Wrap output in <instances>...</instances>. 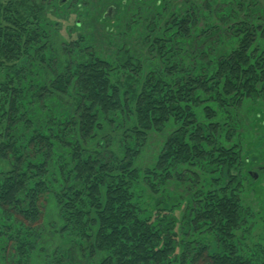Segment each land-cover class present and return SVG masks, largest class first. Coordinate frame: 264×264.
<instances>
[{"label": "trees", "instance_id": "obj_1", "mask_svg": "<svg viewBox=\"0 0 264 264\" xmlns=\"http://www.w3.org/2000/svg\"><path fill=\"white\" fill-rule=\"evenodd\" d=\"M227 1L229 4L224 12L229 16L223 21L232 25L231 41L235 47L229 46L231 54L216 63L214 75L207 77L200 86L210 95L213 93L224 112L230 115L229 106H226L228 102L224 98H232L237 105L244 101L255 103L264 98V50L259 52L254 48L253 37L257 26L253 19H256L257 1ZM19 7L16 0H7L5 4L0 2V75H3L0 78V117L3 116L1 126L4 124L2 130L5 132L2 138L7 139L1 141L0 156L9 163L8 155H16L10 169L0 171V213L12 217L11 209H21L28 205L27 213L35 222L38 220L39 194L48 187L38 175H44L47 171L49 151L44 153V161L39 165L23 164L22 153L17 152L18 139L9 137L11 134L7 129L17 122L24 126L26 123L27 127L31 125L25 113L20 112L21 108L26 109L21 106L24 103L23 83L27 78L25 72L28 67L34 69V73L41 71L40 63L46 61V57H51L54 47L49 44L52 34L50 29L56 28L46 25L42 21V14L38 16L42 10L27 19L21 15ZM237 8H240L238 12ZM103 16L106 17L104 13ZM176 21L172 25H176L174 27L179 32L180 24ZM191 23H194L193 20ZM183 28L187 29L188 25ZM69 29L65 27L64 31L68 32ZM169 29L165 31L171 36L168 39L171 41L174 36ZM74 40L75 50L79 48L84 53L88 51L89 44H85L84 38L77 37ZM145 41L150 50L156 46L154 42L158 43L151 42L147 36ZM158 44L160 51L166 48L165 52H169L172 48L170 43ZM128 53L124 47L114 61L91 51L77 57L67 56L64 82L71 85L73 80L75 83L79 81L78 92L84 102L83 126L79 127L82 140L86 141L89 133H92L93 123L101 124L99 137H113L115 133L112 132L115 131L118 140L116 147L106 152L107 159L103 161L93 162L87 154L91 151L87 148L84 155L76 149L70 164L75 177H78V183L69 184L68 188H63L56 196L63 207L60 216L65 222L64 230L74 227V224V229L79 234L81 232L83 239L82 242L78 241V247L88 248L89 253L99 259L98 264H172L173 257L181 256L176 249L171 250L178 236L176 227L173 224L167 226L161 221V216L172 221L170 212H163L164 209L157 206V212L148 213L139 201V185L143 175L134 164V154L124 139L132 135V143L140 147L146 133L169 116L174 130L168 135L162 154L156 160V165L164 172L163 175L156 174L159 177L157 182L168 181L179 165H184L182 167L186 169L189 164L196 163L203 164L204 170L200 169L203 175L207 173L212 176L203 191H189V202H195L198 206V212H194L196 216L197 213L202 215L200 222H204L207 227L211 225L212 238L219 241L218 251L207 254L198 250L191 255L190 262L205 253L203 264H264V246L254 241L258 234H254V237L242 236L237 226L244 215L248 214L237 199V191L242 186L238 177L239 150L224 143L209 145L211 140L201 135L202 126L188 122L194 121L196 109L192 107L194 103L190 97V88L186 87L181 75L168 70L160 71L156 66L153 68L155 72L147 70L142 76L138 90L128 88L121 91L119 86L122 82L117 79V75L121 77L122 74L133 73L135 59ZM72 60L74 66L69 75L68 67ZM57 76V84L60 85L63 77L60 79ZM125 79L131 78L126 76ZM98 117L106 119L105 123L96 122ZM118 117H121V121L117 120ZM128 120L130 122L126 124L127 127L123 131L119 130L124 126L121 123ZM30 141L35 151H42L43 145L46 149L51 147L40 135ZM98 143L94 142V147ZM30 170L38 176L34 179H40V186L35 185L37 180L28 184ZM150 177L155 178V174ZM16 217L22 224L30 225L25 223V218ZM5 226L9 228L7 224ZM2 230L0 225V236Z\"/></svg>", "mask_w": 264, "mask_h": 264}, {"label": "rangeland", "instance_id": "obj_2", "mask_svg": "<svg viewBox=\"0 0 264 264\" xmlns=\"http://www.w3.org/2000/svg\"><path fill=\"white\" fill-rule=\"evenodd\" d=\"M16 1L24 18L28 19L42 10L41 13L38 12V16L42 14V21L49 27L56 28L50 29L52 34L49 44L54 47L51 57H46V61L40 63L41 71L34 73L35 70L28 67L25 72L27 78L23 83L24 103L21 106L26 109L21 108L20 112L25 113L31 125L27 127L26 123L24 126L17 122L9 125L12 127L7 129L11 134L9 137L18 139L17 152L22 153L23 164L39 165L44 161V153L49 151L47 171L44 170V175H38L48 187L39 194L37 221L33 222L32 216L28 215V205L21 209H11L12 217L0 213V225L3 229L0 236V264L99 263V259L90 254L88 248L78 247V241L82 242L83 239L81 232L79 234L74 229V224V227L64 230L65 222L60 216L63 207L56 196L63 188H68L69 184L78 183V177H75L70 164L76 149L81 155L89 149L91 152L87 154L93 162L106 160V152L116 147L117 132H112L115 133L113 137H99L101 124L93 123L92 133H89L86 141L82 140L79 127L83 126V97L78 92L79 81L76 80L75 83L73 80L71 85L65 84V64L67 56L77 57L90 51L114 61L124 47L136 63L133 62L132 74H122L121 77L117 75V79L122 82L119 86L121 91L128 88L138 90L142 76L147 70L155 72L153 68L156 66L160 71H173L181 75L186 87L190 88L196 116L194 121L188 122L202 126L201 135L211 140L209 145L224 143L239 150L238 177L242 186L237 191V199L248 214L244 215L237 226L242 236L245 234L254 237V234H258L254 241L257 240L264 246V98L255 103L240 102V106L232 98H224L230 110V115H227L220 101L213 97L214 94L210 95L200 86L207 77L214 75L216 63L231 54L229 46L235 47L231 41L232 25L223 21L229 16L224 12L229 4L227 0H67L65 5H60V0ZM256 1L258 10L256 19L253 20L257 31L253 41L254 48L261 52L264 50V0ZM0 2L5 4L7 0ZM108 6L113 7L112 14L104 17L103 13ZM192 20L194 23H191ZM174 21L180 24L179 32L174 27L176 25H172ZM186 25L188 28H183ZM65 27L70 28L68 32L64 31ZM166 29L173 33L171 41L168 40L171 36H168ZM146 36L151 42L170 43L172 48L169 52H165L166 48L160 51L157 47L159 44L154 42L156 46L150 50L145 41ZM77 37L84 38L85 44H89L87 52L84 53L79 48L75 50L74 39ZM69 49L72 51L69 52ZM162 61L167 64L164 65ZM71 62L68 67L69 75L74 66L73 60ZM57 74L60 79L63 77L60 85L57 84ZM126 76L131 79H125ZM2 118L3 116L0 117V146L2 140H7L2 138L5 134L2 130L4 124L1 126ZM120 118L117 120L121 121ZM169 119L172 120L167 116L163 122L154 125L143 137L140 147L132 143V135V138L128 136L124 139L134 154V164L143 175L139 185V201L147 208L148 213L157 212V206L164 209L163 212H170L172 221L165 220L163 216L161 221L167 226L173 224L178 231L177 240L171 250L176 249L181 256H175L176 259L173 257L172 264H203L205 253L218 251L219 241L212 238L211 225L208 224L207 227L204 222H200L202 215L197 213L196 216L194 211L198 212V206L196 207L195 202H189V191H203L211 175H203L200 170H204L202 163L189 164L186 169L182 167L184 165H179L168 181L157 182L159 177L156 174L163 175L164 172L156 165V160L162 154L168 135L174 130ZM105 121L102 117L96 120L100 123ZM129 122L123 121L121 125L124 126L119 130L123 131ZM37 135L44 137L51 147L46 149L43 145L42 151H35L30 140ZM94 142L100 143L94 147ZM14 156L8 155L9 163L0 156V171L4 168L10 169ZM31 170L28 171V184L37 180L35 185L40 186V179H34L38 176ZM249 171L256 173L257 177L247 174ZM151 174H155V178H151ZM16 216L25 218V223L30 225L22 224ZM198 250L205 253L190 262L191 255ZM24 253L25 256H22Z\"/></svg>", "mask_w": 264, "mask_h": 264}, {"label": "flooded vegetation", "instance_id": "obj_3", "mask_svg": "<svg viewBox=\"0 0 264 264\" xmlns=\"http://www.w3.org/2000/svg\"><path fill=\"white\" fill-rule=\"evenodd\" d=\"M66 2H67V0H60L59 1V3H61V4H64ZM112 11H113V7L112 6H108L106 8L105 12H104L105 16H111ZM78 24H79V20L76 21V25H78Z\"/></svg>", "mask_w": 264, "mask_h": 264}, {"label": "water", "instance_id": "obj_4", "mask_svg": "<svg viewBox=\"0 0 264 264\" xmlns=\"http://www.w3.org/2000/svg\"><path fill=\"white\" fill-rule=\"evenodd\" d=\"M262 168H264V167H262ZM249 173H250V175H252L253 178L257 177V174L256 173H254L252 171H250Z\"/></svg>", "mask_w": 264, "mask_h": 264}]
</instances>
